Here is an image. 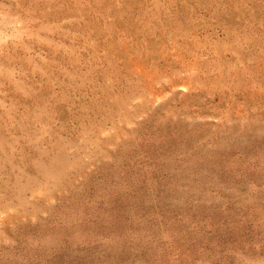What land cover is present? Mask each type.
Returning a JSON list of instances; mask_svg holds the SVG:
<instances>
[{"label": "rangeland", "instance_id": "rangeland-1", "mask_svg": "<svg viewBox=\"0 0 264 264\" xmlns=\"http://www.w3.org/2000/svg\"><path fill=\"white\" fill-rule=\"evenodd\" d=\"M0 264H264V0H0Z\"/></svg>", "mask_w": 264, "mask_h": 264}]
</instances>
